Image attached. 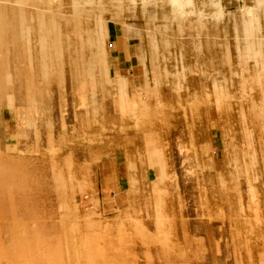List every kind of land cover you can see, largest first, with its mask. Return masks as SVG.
Wrapping results in <instances>:
<instances>
[{
	"label": "rangeland",
	"instance_id": "374dc122",
	"mask_svg": "<svg viewBox=\"0 0 264 264\" xmlns=\"http://www.w3.org/2000/svg\"><path fill=\"white\" fill-rule=\"evenodd\" d=\"M0 264H264V0H0Z\"/></svg>",
	"mask_w": 264,
	"mask_h": 264
}]
</instances>
